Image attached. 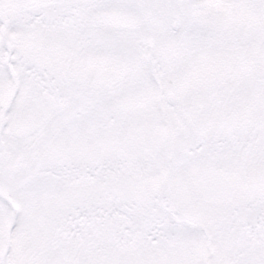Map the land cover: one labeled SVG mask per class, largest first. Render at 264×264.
Wrapping results in <instances>:
<instances>
[{
	"label": "snow or ice",
	"instance_id": "snow-or-ice-1",
	"mask_svg": "<svg viewBox=\"0 0 264 264\" xmlns=\"http://www.w3.org/2000/svg\"><path fill=\"white\" fill-rule=\"evenodd\" d=\"M0 264H264V0H0Z\"/></svg>",
	"mask_w": 264,
	"mask_h": 264
}]
</instances>
